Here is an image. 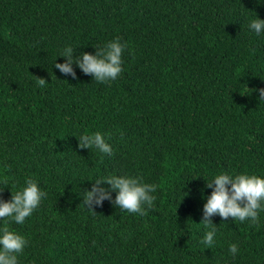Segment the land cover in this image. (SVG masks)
<instances>
[{
    "label": "trees",
    "instance_id": "16d2710c",
    "mask_svg": "<svg viewBox=\"0 0 264 264\" xmlns=\"http://www.w3.org/2000/svg\"><path fill=\"white\" fill-rule=\"evenodd\" d=\"M255 14L256 0H0V198L28 178L46 191L23 224L0 219L28 240L20 264H264V212L257 223L213 215L210 248L197 224L212 174L264 173ZM117 37L127 47L115 80L55 68L65 45L79 55ZM93 131L111 154L79 146ZM111 173L155 183L153 206L88 209L78 194Z\"/></svg>",
    "mask_w": 264,
    "mask_h": 264
},
{
    "label": "clouds",
    "instance_id": "9594fccd",
    "mask_svg": "<svg viewBox=\"0 0 264 264\" xmlns=\"http://www.w3.org/2000/svg\"><path fill=\"white\" fill-rule=\"evenodd\" d=\"M256 3L264 4V0H256ZM247 27L254 34L260 35L264 32V18L255 14L248 21ZM126 47L127 42L117 37L97 47L95 52L84 51L73 55L76 49L68 44L57 55L65 57V61L55 62V58V68L76 78L73 68L75 64L83 73L91 74L92 79L98 82L115 80L122 73V55ZM37 83L43 86L46 80L39 78ZM254 91L258 93L259 100H264V87ZM106 136L101 131L83 133L79 137V146L95 147L102 154H111L112 146L107 142ZM205 186L212 191L206 196L203 214L197 224L203 231L201 243L209 248L217 243L218 235L217 223L212 220L213 215H219L223 221L231 217L241 222L257 223L260 213L264 212V173L221 170L205 180ZM156 189L155 183L145 181L142 176L111 173L95 178L92 187L81 190L78 195L82 197L81 202L93 212V205H101L107 199L114 206L143 215L147 208L153 206ZM112 190L116 192L114 198L111 195ZM45 196L46 191L36 179H26L16 191L11 189L10 199L0 198V219L7 218L16 224H23ZM27 244L24 234L5 223L0 227V264H20V254ZM228 251L235 257L239 251L238 242L230 243ZM216 264L222 262L217 260Z\"/></svg>",
    "mask_w": 264,
    "mask_h": 264
}]
</instances>
